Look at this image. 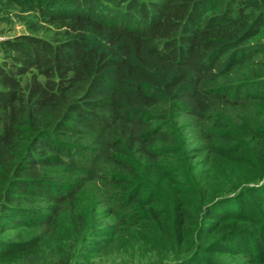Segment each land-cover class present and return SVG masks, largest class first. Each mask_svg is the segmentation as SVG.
Returning <instances> with one entry per match:
<instances>
[{
	"label": "trees",
	"instance_id": "trees-1",
	"mask_svg": "<svg viewBox=\"0 0 264 264\" xmlns=\"http://www.w3.org/2000/svg\"><path fill=\"white\" fill-rule=\"evenodd\" d=\"M13 1L39 13L52 32L49 38L21 34L0 40V233L50 221L47 211L56 208L37 206V199L61 207L73 201L78 184L51 167L85 152L58 138L75 131V123L113 127L116 135L99 152L110 163L101 169L100 183L107 188L100 193L125 209L122 221L142 222L164 251L161 264H191L206 249L233 253L250 239L264 255V215L253 206L264 202V168H252V143L264 141V125L250 138L237 136L235 122L223 114L248 99L264 105V78L251 72L255 79L199 87L222 53L232 49L238 62L255 48L245 41L264 24V0H242L234 10L227 6L204 18L203 10L221 0ZM186 98L208 111L211 122L200 135L206 150L249 166L254 179L210 186L203 172L193 177L196 156L173 122L174 112L185 110L178 101ZM93 199L87 193L79 211L64 216V231L25 240L0 237L3 264H73L93 235L112 232L88 216ZM216 219L229 222L224 226L230 230L206 242L204 227ZM55 223L56 216L49 226ZM232 242L233 248L222 247Z\"/></svg>",
	"mask_w": 264,
	"mask_h": 264
},
{
	"label": "rangeland",
	"instance_id": "rangeland-1",
	"mask_svg": "<svg viewBox=\"0 0 264 264\" xmlns=\"http://www.w3.org/2000/svg\"><path fill=\"white\" fill-rule=\"evenodd\" d=\"M240 1L242 0H221L220 5H217L214 9L211 6L204 9L202 17L219 13L227 6V8L234 10L237 6L241 5ZM28 4L26 3V5ZM24 8L19 1L0 0V40L21 34H38L42 37H50L52 32L50 23L42 19L36 11ZM259 8L264 9L262 6ZM36 28L40 29L35 30ZM245 42L247 46H255V48L247 50L246 56H243L238 62H233L232 49L222 53L208 70L209 72L203 74L199 87L207 89L235 83L243 79L264 78V24L259 25L257 32L250 35ZM251 72H257L259 77L254 75L256 76L254 78L250 75ZM260 90L264 94V85ZM209 97V102H211V96ZM178 102L182 104L185 110L175 111L173 122L180 126L181 134L187 140L185 144L186 150H189L193 156H196L193 162L197 167V171L194 172L193 177L199 179L201 175H197V173L203 172L202 176L206 178L207 185L210 186L212 184L229 186V182L239 183L237 186H241L250 178L254 179L256 174L252 177V172L254 171L249 166L234 159L221 158L206 150V143L200 139V135L201 130L207 128V124L211 122L207 118L208 111L197 109L195 105L191 104L190 98L180 99ZM257 103V100L248 99L247 103L241 102L238 105H233L223 113L225 120L229 119L235 122L237 136L241 135L250 138L258 130L262 129L261 125H264V118L260 115L263 114L264 105H258ZM72 124L76 128L78 127V129L75 128V131L61 133L58 135V138L76 145L77 148H81L80 150H76L77 152H85L75 158H73V155L66 157L64 163L51 167V169L56 172L55 174L59 178L71 182L75 181L78 184L77 188L74 189L75 195L72 197L73 201L66 204L62 203L65 205L61 207L57 204L52 205L44 199H41V201L37 199V206H52V208H56L54 212L51 209L47 211V215L51 216V220L43 222L39 227H27V230L18 231L17 228L7 229L0 233V237L8 240H14V238L25 240L41 237V234H46L48 231H64L61 227L64 216H69L70 213L72 215V212L79 211V204L85 203L80 200L85 199L87 193H90L94 201L92 204L93 211L88 216L95 217L98 227L103 226L104 223L109 224L112 232L108 235H93V241L85 242L84 250L79 256L75 257L73 264H161L166 259L164 258V251L161 245L158 244V241L151 237V234L147 230L143 229L142 222L130 223L129 221H122L121 217L124 216L125 209L120 207L118 203H115L111 199V196L108 197L104 193H100V187L104 186V188H107L100 183L99 177L103 174L101 169L105 166L109 167L110 163L103 155L100 156L99 152L105 149V144L110 141L111 136L116 135L113 127L108 129H90L88 127L77 126L75 123ZM246 126H249L252 131H248ZM137 127L142 128L141 125ZM262 140H264V137H262ZM255 142L256 139L252 143L254 146L253 164L255 166L252 168H264V141L260 143ZM69 158H71V162ZM207 169L209 170L206 173ZM214 171L219 172L215 173ZM208 174H211L210 177ZM178 178H182V176ZM262 180H264V175ZM249 183L252 184L253 182ZM253 206L261 216L264 215L263 200L254 201ZM137 209H142V207L138 206ZM55 216L56 223L53 226H49ZM227 223H219L218 219H216L213 223L206 224L204 229L207 239L205 241L209 242L214 238L217 239L218 236L220 237L230 230L224 226ZM232 225L233 223H230V228ZM127 228L136 230L138 232L137 235L127 230ZM227 243L225 242V244ZM50 245H53V243H50ZM0 246H4V243L0 244ZM227 246L233 248L234 242L229 243L226 247L224 243L222 244V247L225 249L229 248ZM209 250H203L201 254L192 259L191 264H207V262L203 261L204 257L208 259L209 264H264V255L260 248L257 251L252 239L249 240L248 246L238 247V251L233 253ZM47 251L44 250L43 254ZM38 256L43 259L39 254ZM5 258V254L1 252L0 264H3ZM12 260L8 259L4 264H17V261Z\"/></svg>",
	"mask_w": 264,
	"mask_h": 264
}]
</instances>
